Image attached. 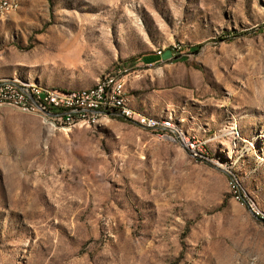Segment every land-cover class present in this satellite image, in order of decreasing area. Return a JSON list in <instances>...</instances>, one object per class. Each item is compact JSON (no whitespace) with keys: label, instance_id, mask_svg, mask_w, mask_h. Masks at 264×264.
<instances>
[{"label":"rangeland","instance_id":"rangeland-1","mask_svg":"<svg viewBox=\"0 0 264 264\" xmlns=\"http://www.w3.org/2000/svg\"><path fill=\"white\" fill-rule=\"evenodd\" d=\"M18 2L0 78L119 76L209 160L118 117L54 129L1 106L0 264H264V0Z\"/></svg>","mask_w":264,"mask_h":264},{"label":"built area","instance_id":"built-area-1","mask_svg":"<svg viewBox=\"0 0 264 264\" xmlns=\"http://www.w3.org/2000/svg\"><path fill=\"white\" fill-rule=\"evenodd\" d=\"M13 4L14 0H0V19H2V13H10V8H12ZM157 54L161 55V53ZM119 81V76H110L105 81L104 93L98 96L70 94L67 97H58V91L47 96H40L37 92H34V94H24L22 91L17 90V84L1 82L0 96L15 97L16 106L10 107L19 109V111H22L21 103L32 104V111L45 112L51 117H57L58 125L66 121H72L77 116L88 117L93 122L95 119L106 116H120L122 120L134 125H142L154 134L167 135V139H177L179 142H186L189 148H191L193 155H195V151L192 149V142H187L181 138L177 134V131H172L171 128L164 124L162 126H151L146 121H136V114L126 113L125 107L117 103V95H122V92L114 93V85ZM198 158L204 160V157ZM232 188H234L233 185ZM233 194L241 202L247 204L240 193H235V190H233ZM248 205L250 206V204Z\"/></svg>","mask_w":264,"mask_h":264},{"label":"bare ground","instance_id":"bare-ground-1","mask_svg":"<svg viewBox=\"0 0 264 264\" xmlns=\"http://www.w3.org/2000/svg\"><path fill=\"white\" fill-rule=\"evenodd\" d=\"M19 7V2L18 0H14V4L12 8H10V13L18 10ZM10 13H2V19L7 17ZM0 19V20H2ZM161 53V51L157 52ZM110 77H106L103 80L99 81L94 87L89 88V89H83V90H76V91H61V90H53L48 87H43L39 84L35 83H29V82H24L21 81L18 78H12V79H0L1 82H10L12 84H17V90L22 91L24 94H34V92H37L40 94V96H47L53 94L55 91H58V97H67V95L74 94V95H81V94H89L90 96H98L101 93H104V87H105V81L108 80ZM123 88H124V82L120 77V81L117 82L114 85V93H121L122 95H117V103L122 104L125 107V112L130 113V114H136V121H146L149 123L151 126H162L163 124L169 128H171L172 131H177V134L180 135L181 138L185 139L187 142H192V149L195 151V155H193L191 148H189L188 144L186 142H179L177 139H167V135H159L162 140H165L169 143H176L177 141L185 146L190 152L192 157L195 160H200L202 162H205L206 160H209L208 154H204L202 151L198 150V146L195 142L194 139L189 138L185 136V134H182L179 131L178 124L175 122L172 118L168 119H163V120H156V119H151L148 118L142 114H140L138 111L133 109L129 103L127 102V99L123 95ZM0 105H9V106H16V98L15 97H6V96H0ZM21 109L26 110L29 112H34V113H39L43 115L44 120L47 122V124L51 125L52 128L58 129L55 125V123L58 122L57 117H51L49 114L45 112H38V111H32V104L29 103H21ZM109 117V116H106ZM112 117H118L121 119L120 116H112ZM98 119H95L94 122L88 119V117L84 116H77L72 121H66L67 125L69 127L76 126V125H90L94 124ZM141 128H144L142 125H138ZM146 129V128H144ZM198 157H204L203 159H200ZM236 193H240V190H237ZM237 200H240L236 198ZM256 216H258V212L255 213Z\"/></svg>","mask_w":264,"mask_h":264},{"label":"crops","instance_id":"crops-1","mask_svg":"<svg viewBox=\"0 0 264 264\" xmlns=\"http://www.w3.org/2000/svg\"><path fill=\"white\" fill-rule=\"evenodd\" d=\"M14 78H16V77H14ZM0 79H12L11 77H9V78H0ZM125 94H126V92H125Z\"/></svg>","mask_w":264,"mask_h":264}]
</instances>
